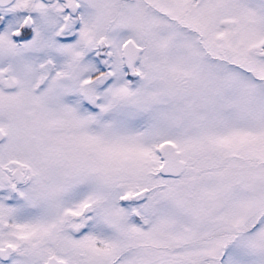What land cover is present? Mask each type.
Segmentation results:
<instances>
[{"label": "snow or ice", "instance_id": "6c2138e0", "mask_svg": "<svg viewBox=\"0 0 264 264\" xmlns=\"http://www.w3.org/2000/svg\"><path fill=\"white\" fill-rule=\"evenodd\" d=\"M0 264H264V0H0Z\"/></svg>", "mask_w": 264, "mask_h": 264}]
</instances>
